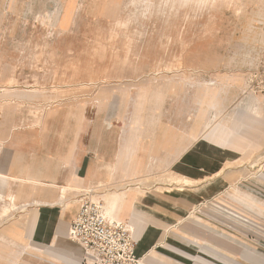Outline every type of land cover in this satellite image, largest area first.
Returning <instances> with one entry per match:
<instances>
[{"label": "rangeland", "instance_id": "374dc122", "mask_svg": "<svg viewBox=\"0 0 264 264\" xmlns=\"http://www.w3.org/2000/svg\"><path fill=\"white\" fill-rule=\"evenodd\" d=\"M153 1L151 10L143 0L117 10L85 0L72 15L73 0H0L2 129L40 128L51 110L58 121L85 114L91 130L106 133L109 143L117 131L124 165L137 163L140 173L155 181L169 177L171 140L186 135L188 146L205 134L221 143L235 134L232 140L241 150L251 144L246 161L253 165L252 178L260 176L264 0ZM69 16L75 20L66 25ZM147 131H164L165 148ZM246 183L196 209L219 207L234 219L219 217L220 226L264 247V193ZM114 186L89 195L98 199L118 190ZM245 194L258 205L251 208L259 213L253 219L223 206L247 209Z\"/></svg>", "mask_w": 264, "mask_h": 264}, {"label": "crops", "instance_id": "0c3cea01", "mask_svg": "<svg viewBox=\"0 0 264 264\" xmlns=\"http://www.w3.org/2000/svg\"><path fill=\"white\" fill-rule=\"evenodd\" d=\"M73 1L72 15L85 0ZM94 1L101 9L138 5L137 0ZM152 2L142 5L151 10ZM73 20L69 16L65 24ZM2 117L0 264H91V255L86 258L83 245L69 233L82 197L112 183L118 190L98 194V199L117 196L115 210L105 207L110 217L135 229L136 253L142 264H264V247L242 238L230 226H220L219 217H232L196 209L243 180L250 189L264 193V171L252 178L253 165L246 161L251 144L245 143L241 150L232 140L235 134L221 143L205 134L196 136L188 146L186 135L171 140L167 149L174 160L169 177L155 181L141 174L137 163L124 165L115 140L117 131L110 135L114 140L109 143L106 133L91 130L85 114L62 116L58 121V113L51 110L42 118L41 127L34 129H2L6 125L5 115ZM164 131H147L155 133L162 149ZM172 176L188 182L170 179ZM243 205L251 217L259 214L251 209L258 207L251 195L245 194Z\"/></svg>", "mask_w": 264, "mask_h": 264}, {"label": "built area", "instance_id": "2783aa9c", "mask_svg": "<svg viewBox=\"0 0 264 264\" xmlns=\"http://www.w3.org/2000/svg\"><path fill=\"white\" fill-rule=\"evenodd\" d=\"M70 238L81 243L86 254L95 256L97 264H142L132 226L110 217L103 201L89 194L81 199Z\"/></svg>", "mask_w": 264, "mask_h": 264}, {"label": "bare ground", "instance_id": "6f19581e", "mask_svg": "<svg viewBox=\"0 0 264 264\" xmlns=\"http://www.w3.org/2000/svg\"><path fill=\"white\" fill-rule=\"evenodd\" d=\"M143 1H150L151 3H153V0H143ZM121 199V198H120ZM245 199V198H244ZM118 198L117 196H114V194H110L109 196H106V198H104L103 204L108 208L109 211H113L117 208L118 206ZM222 203V202H221ZM226 202H223V206L226 207V209L231 210L234 214H241V215H245L247 217H249V219H253L248 213H245V209L241 210L238 209ZM201 211H203L202 209H200ZM215 210L219 211V212H223L219 207H216ZM248 212V211H247ZM231 217V215H229ZM112 217V216H111ZM233 219V218H232ZM221 220V219H220ZM255 220V219H254ZM223 221V220H222ZM201 225V224H200ZM135 231V229H134ZM70 234V233H69ZM236 242V241H235ZM86 258H88V254H86ZM88 262V259H87ZM143 263V261H142ZM91 264H97V258L93 255H91Z\"/></svg>", "mask_w": 264, "mask_h": 264}]
</instances>
